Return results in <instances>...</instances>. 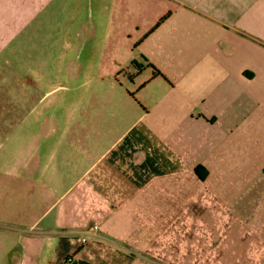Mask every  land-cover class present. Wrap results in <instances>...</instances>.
Returning <instances> with one entry per match:
<instances>
[{"label": "crops", "instance_id": "crops-1", "mask_svg": "<svg viewBox=\"0 0 264 264\" xmlns=\"http://www.w3.org/2000/svg\"><path fill=\"white\" fill-rule=\"evenodd\" d=\"M65 1L125 48L89 101L59 102L31 199L1 206L11 264H264V0ZM4 2L32 26L52 0Z\"/></svg>", "mask_w": 264, "mask_h": 264}, {"label": "rangeland", "instance_id": "rangeland-1", "mask_svg": "<svg viewBox=\"0 0 264 264\" xmlns=\"http://www.w3.org/2000/svg\"><path fill=\"white\" fill-rule=\"evenodd\" d=\"M7 3L0 7L7 15L0 18V162L9 168H0V212L9 204L12 216L21 199L34 195L43 173L35 147H54L56 126L67 118L59 102L89 101L92 88L109 84L101 60L105 52L123 51L127 35L110 29L108 13L82 12L65 0L46 3L32 26L10 16L15 11ZM16 226L0 215V264H11L16 254Z\"/></svg>", "mask_w": 264, "mask_h": 264}, {"label": "built area", "instance_id": "built-area-1", "mask_svg": "<svg viewBox=\"0 0 264 264\" xmlns=\"http://www.w3.org/2000/svg\"><path fill=\"white\" fill-rule=\"evenodd\" d=\"M98 228L99 227L96 226L94 229L97 230ZM88 244H89V240L87 238H82L81 239V245H88ZM73 261H74V258L73 257H70V258L68 257L66 263L71 264V263H73Z\"/></svg>", "mask_w": 264, "mask_h": 264}, {"label": "trees", "instance_id": "trees-1", "mask_svg": "<svg viewBox=\"0 0 264 264\" xmlns=\"http://www.w3.org/2000/svg\"><path fill=\"white\" fill-rule=\"evenodd\" d=\"M151 67L153 68V70H154L155 72L159 73V72H158L153 66H151ZM159 75L162 76L161 74H159ZM197 173H199V175H201L199 170H197ZM201 177H203V176L201 175Z\"/></svg>", "mask_w": 264, "mask_h": 264}]
</instances>
